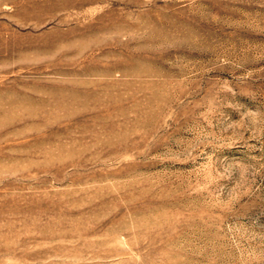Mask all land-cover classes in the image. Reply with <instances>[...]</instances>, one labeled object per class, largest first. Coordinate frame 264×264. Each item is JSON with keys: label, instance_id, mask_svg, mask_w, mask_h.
I'll return each instance as SVG.
<instances>
[{"label": "rangeland", "instance_id": "rangeland-1", "mask_svg": "<svg viewBox=\"0 0 264 264\" xmlns=\"http://www.w3.org/2000/svg\"><path fill=\"white\" fill-rule=\"evenodd\" d=\"M0 264H264V0H0Z\"/></svg>", "mask_w": 264, "mask_h": 264}]
</instances>
